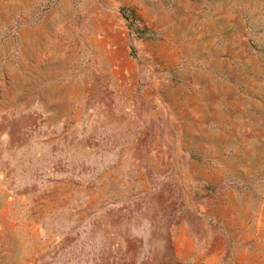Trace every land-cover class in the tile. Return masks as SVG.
<instances>
[{
	"label": "rangeland",
	"instance_id": "374dc122",
	"mask_svg": "<svg viewBox=\"0 0 264 264\" xmlns=\"http://www.w3.org/2000/svg\"><path fill=\"white\" fill-rule=\"evenodd\" d=\"M0 264H264V0H0Z\"/></svg>",
	"mask_w": 264,
	"mask_h": 264
}]
</instances>
